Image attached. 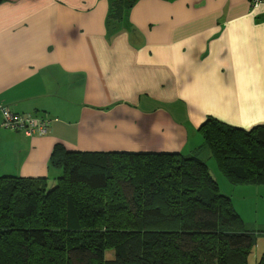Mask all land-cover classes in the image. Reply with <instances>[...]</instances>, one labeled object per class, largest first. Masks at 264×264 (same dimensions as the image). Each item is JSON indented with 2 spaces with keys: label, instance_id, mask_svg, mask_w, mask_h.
I'll return each mask as SVG.
<instances>
[{
  "label": "crops",
  "instance_id": "crops-1",
  "mask_svg": "<svg viewBox=\"0 0 264 264\" xmlns=\"http://www.w3.org/2000/svg\"><path fill=\"white\" fill-rule=\"evenodd\" d=\"M119 1L0 0V176L55 184L57 145L188 156L209 116L264 124V2ZM2 106L50 132L5 128Z\"/></svg>",
  "mask_w": 264,
  "mask_h": 264
},
{
  "label": "trees",
  "instance_id": "trees-1",
  "mask_svg": "<svg viewBox=\"0 0 264 264\" xmlns=\"http://www.w3.org/2000/svg\"><path fill=\"white\" fill-rule=\"evenodd\" d=\"M199 130L232 182L264 185V124L209 116ZM198 155L57 145L54 186L0 176V264H248L254 236Z\"/></svg>",
  "mask_w": 264,
  "mask_h": 264
},
{
  "label": "rangeland",
  "instance_id": "rangeland-1",
  "mask_svg": "<svg viewBox=\"0 0 264 264\" xmlns=\"http://www.w3.org/2000/svg\"><path fill=\"white\" fill-rule=\"evenodd\" d=\"M199 135L203 139L201 132ZM199 154L198 156L207 161L212 174L219 183L220 191L232 198L235 209L245 223V229L253 234L254 244L248 264H258L264 255V185L234 183L224 174L218 160L211 153L200 152ZM50 186H54V183L50 182ZM48 187L46 185V188ZM115 254L116 250H109L107 258L112 259Z\"/></svg>",
  "mask_w": 264,
  "mask_h": 264
},
{
  "label": "built area",
  "instance_id": "built-area-1",
  "mask_svg": "<svg viewBox=\"0 0 264 264\" xmlns=\"http://www.w3.org/2000/svg\"><path fill=\"white\" fill-rule=\"evenodd\" d=\"M250 2L253 9H258L264 0H250ZM1 109L4 114L2 125L7 129L39 136L47 135L51 130L52 119L49 117L14 112L7 106H2Z\"/></svg>",
  "mask_w": 264,
  "mask_h": 264
}]
</instances>
